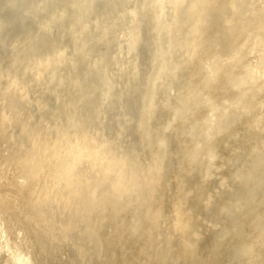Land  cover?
Masks as SVG:
<instances>
[{
    "label": "rangeland",
    "instance_id": "374dc122",
    "mask_svg": "<svg viewBox=\"0 0 264 264\" xmlns=\"http://www.w3.org/2000/svg\"><path fill=\"white\" fill-rule=\"evenodd\" d=\"M198 2L0 0V264H264V0Z\"/></svg>",
    "mask_w": 264,
    "mask_h": 264
},
{
    "label": "bare ground",
    "instance_id": "6f19581e",
    "mask_svg": "<svg viewBox=\"0 0 264 264\" xmlns=\"http://www.w3.org/2000/svg\"><path fill=\"white\" fill-rule=\"evenodd\" d=\"M207 1L208 0H199V6H201V5H204L205 3H207ZM80 147V145H78V152H75L74 154H73V160H72V162H70L69 163V165L67 166V168H66V174H70L71 172H72V170H73V167H74V164L77 162V161H79V158L80 157H82V155H84L85 154V152H83L82 150H83V148H79ZM87 154L88 155H91V157L95 160V161H97V163H100V162H102V160H103V158H102V156L97 152V151H95V150H93V149H90L88 152H87ZM105 168H106V170H109V169H111V165L110 164H105ZM122 183V182H121Z\"/></svg>",
    "mask_w": 264,
    "mask_h": 264
}]
</instances>
